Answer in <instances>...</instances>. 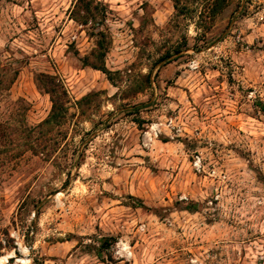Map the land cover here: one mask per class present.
<instances>
[{"label":"rangeland","instance_id":"obj_1","mask_svg":"<svg viewBox=\"0 0 264 264\" xmlns=\"http://www.w3.org/2000/svg\"><path fill=\"white\" fill-rule=\"evenodd\" d=\"M258 103L264 0H0V257L264 264Z\"/></svg>","mask_w":264,"mask_h":264},{"label":"trees","instance_id":"obj_2","mask_svg":"<svg viewBox=\"0 0 264 264\" xmlns=\"http://www.w3.org/2000/svg\"><path fill=\"white\" fill-rule=\"evenodd\" d=\"M219 2H215V7L217 6V9H214V11L212 12V15H215L220 9H219ZM221 8V6H220ZM98 51L96 54V60L98 62V64H93L91 65L92 68L96 69L97 71L101 72L102 74L105 75V77L107 78V80L109 82L112 81L111 75L112 73L110 71H108L104 64H103V58H104V54L106 52L105 47H103L102 43L98 44ZM40 78L45 79L46 83H47V87L49 86V90H48V94L50 96V100H51V112L49 115V118L46 122H60L65 115V108H64V100H62V96H58L55 97L54 93L56 92V89L58 90L59 88H61V84L59 82L56 81L55 78L49 77V76H45V75H41ZM63 96H66L65 93H63ZM259 105V111L264 115V104L262 103H258ZM138 208H143V205L140 203L138 205Z\"/></svg>","mask_w":264,"mask_h":264},{"label":"bare ground","instance_id":"obj_3","mask_svg":"<svg viewBox=\"0 0 264 264\" xmlns=\"http://www.w3.org/2000/svg\"><path fill=\"white\" fill-rule=\"evenodd\" d=\"M12 257V255H5L0 257V264H7L8 263V259H10ZM19 262H24L23 260H18Z\"/></svg>","mask_w":264,"mask_h":264},{"label":"water","instance_id":"obj_4","mask_svg":"<svg viewBox=\"0 0 264 264\" xmlns=\"http://www.w3.org/2000/svg\"><path fill=\"white\" fill-rule=\"evenodd\" d=\"M9 260H11V259H9Z\"/></svg>","mask_w":264,"mask_h":264}]
</instances>
